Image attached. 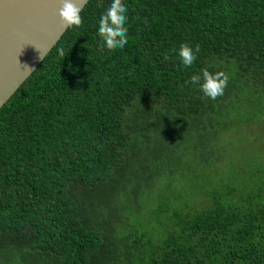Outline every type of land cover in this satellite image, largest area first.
<instances>
[{
  "label": "trees",
  "instance_id": "1",
  "mask_svg": "<svg viewBox=\"0 0 264 264\" xmlns=\"http://www.w3.org/2000/svg\"><path fill=\"white\" fill-rule=\"evenodd\" d=\"M111 2L0 109V264H264V0H123L101 51Z\"/></svg>",
  "mask_w": 264,
  "mask_h": 264
},
{
  "label": "water",
  "instance_id": "2",
  "mask_svg": "<svg viewBox=\"0 0 264 264\" xmlns=\"http://www.w3.org/2000/svg\"><path fill=\"white\" fill-rule=\"evenodd\" d=\"M89 1L72 0L81 12ZM63 3L0 0V109L56 50L70 29L59 14Z\"/></svg>",
  "mask_w": 264,
  "mask_h": 264
},
{
  "label": "clouds",
  "instance_id": "3",
  "mask_svg": "<svg viewBox=\"0 0 264 264\" xmlns=\"http://www.w3.org/2000/svg\"><path fill=\"white\" fill-rule=\"evenodd\" d=\"M97 6L103 7L102 0H98ZM127 11V5L123 0H112L110 6L101 15L98 22V35L102 40L101 51H104L105 48L109 51L117 48L123 49L128 43V28L126 27L128 21ZM80 12V7L73 3L72 0H64L59 14L67 27L82 28L83 17ZM199 52V45H196L195 49H193L191 45L184 43L181 44L178 55L182 64L185 67H190L198 59ZM59 55L61 57L65 56L62 48L59 49ZM44 56L41 53V57ZM167 59L169 57L165 56V60ZM189 83L199 85L200 90L206 97L216 100L218 97L224 95L225 89L229 84V74L224 71L212 73L207 69H203L202 75H192Z\"/></svg>",
  "mask_w": 264,
  "mask_h": 264
},
{
  "label": "rangeland",
  "instance_id": "4",
  "mask_svg": "<svg viewBox=\"0 0 264 264\" xmlns=\"http://www.w3.org/2000/svg\"><path fill=\"white\" fill-rule=\"evenodd\" d=\"M135 171H136V169H132V170H130V173H133ZM150 209L151 208L149 206H147V209L146 210H150ZM145 213H146V211H145ZM145 213L143 215H145ZM0 255H2V253H0Z\"/></svg>",
  "mask_w": 264,
  "mask_h": 264
}]
</instances>
